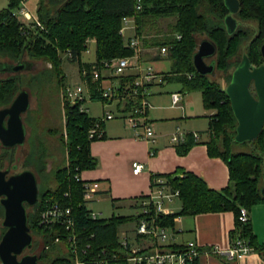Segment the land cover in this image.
I'll return each instance as SVG.
<instances>
[{"label": "trees", "instance_id": "obj_1", "mask_svg": "<svg viewBox=\"0 0 264 264\" xmlns=\"http://www.w3.org/2000/svg\"><path fill=\"white\" fill-rule=\"evenodd\" d=\"M22 1L8 0L7 8L0 12V57L18 62L27 56L49 64L46 71L30 76L31 85L38 81H53L59 90L65 81L61 55H72V59H69L72 63L78 60L79 72H91L94 64L80 62L89 41L95 44L96 63L134 55L119 34L125 17L133 16L135 33L140 37L144 49L151 46L167 48V56L164 58L171 61V71L163 75V82L158 85L176 83L181 86L184 94L200 93L204 109L212 111L209 116L210 138L206 144L208 155L220 158L226 164L229 182L224 189L217 191L207 187L200 177L180 169L161 176L179 191L180 209L171 215H158L157 224L173 228V218L177 216L231 212L234 215V228L229 232L230 244L236 240L245 241L253 252L264 256V245L256 244L249 221H238L241 209L248 212L252 207L264 204V185L261 184L264 178V127L260 136L250 142L254 152H234L237 122L225 89L221 88L213 76L199 75L193 66L198 39H207L216 46L217 53L213 59L215 74L222 73L226 85L243 55H247L251 65L264 66V57L260 51L264 45V0H238L240 10L234 15L238 26L232 36L227 34L224 25V18L228 14L224 0H141V10L137 13L134 11L136 0H38L36 15L41 28L33 21L25 25L15 15V10L22 7ZM162 20H171L166 34L158 31ZM150 31H155V36L149 35ZM152 57H148L149 61L161 59L157 52ZM117 79L121 85L128 86L135 80V74ZM22 83L19 76L0 78V107L10 104ZM88 86L90 100L103 101L99 84H92L88 78ZM130 105L127 102L124 110L128 111ZM64 113L65 140L63 137L61 142L66 151V162L53 172L54 189H43L37 203L26 209L30 234L41 238L42 242L37 253L38 262L46 257L47 252L55 249L57 244L53 245L52 241L59 233L56 230L45 232L38 225L39 211L46 199L51 204L59 203L72 209L77 233L93 253L99 254L105 250L109 254L121 255L124 252L118 243V228L127 223H136L138 217L112 216L105 220H92L89 217L90 211L82 198V182L75 181L74 177L97 166L96 158L91 157L89 152L91 142L97 140L88 139V132L96 119L79 112L78 106L65 109ZM186 150L187 147L181 153ZM42 152V148L37 151L31 148L24 159V166L43 173L46 166ZM8 158L7 152L0 155L1 161ZM145 196L132 200L134 206ZM1 219L3 209L0 205ZM0 230L2 234L5 231L2 227ZM35 244L36 241H33L31 251L36 249L38 243ZM45 246L49 248L46 250ZM170 248L177 250L179 247L172 245ZM69 256L58 253L48 264H71ZM185 264H198V259Z\"/></svg>", "mask_w": 264, "mask_h": 264}, {"label": "built area", "instance_id": "obj_2", "mask_svg": "<svg viewBox=\"0 0 264 264\" xmlns=\"http://www.w3.org/2000/svg\"><path fill=\"white\" fill-rule=\"evenodd\" d=\"M24 2L25 0L20 3L22 7L17 10L15 15L24 20L35 22L41 28L37 19L33 20V17L29 16L28 11L23 6ZM140 3L141 0H136L135 13L141 10ZM135 29L133 16L123 18L119 34L125 40L127 47L133 50L134 55L105 60L100 63L92 62L94 65L91 72L86 70L78 71L80 73V83L73 86L67 85L61 90V103L63 113L65 109L78 106L79 112L87 114V109L84 105L87 99L90 100L89 78L92 84L93 82L99 84V91L103 99L102 103H117L118 111L122 115V121L134 132L135 138L152 143L156 139V134L152 123L147 117L150 104L146 97V91L151 86L161 84L163 75L156 73L151 67L144 68L145 62L142 61L144 48L141 46L140 37L136 35ZM127 31H132V35L127 36ZM176 38L180 39V36ZM87 43L89 45L93 42L89 41ZM156 50L161 58L167 56L166 47H159ZM89 52L90 49L87 46L82 54ZM66 56L68 59H72V55L66 54ZM75 61V63L79 64L78 60ZM106 72L110 75L112 81L108 77L103 76ZM127 74H135V80L131 85H121L117 78L120 77L121 79ZM169 97L173 107L183 109L181 104L182 94L172 93ZM127 102L131 104V107L128 111H125L124 107ZM114 118L111 112H104L101 119L94 121L88 132V139L100 140L104 135V122L111 121ZM183 134L184 132L181 131L171 133L169 135L171 142L176 144L182 142ZM192 134L196 137V133L192 132ZM151 154H153L152 151ZM144 168L143 164L134 162L132 164L133 175L140 174ZM74 178L75 181L82 182V198L85 205H87L97 195V184L81 180L80 174L75 175ZM178 199L179 191L172 188L164 177H153L149 193L145 198L140 199L134 208L137 210L135 216L138 217L135 223L134 236L143 243L148 242L150 244H144L141 247L137 244V241H130L127 236L118 235V243L124 252L121 255L109 254L105 250H102L99 254L93 253L90 246L85 245L77 233L72 209L59 203L51 204L47 199L44 201L39 211L38 225L45 232L59 231L54 237L52 244L61 246L62 254L70 255L71 264H123L124 262L128 264H185L187 261L199 259L201 256L211 255L237 261L253 252L252 248L242 240H236L225 249L217 246L203 248L194 241L187 242L177 250L171 249L175 236L174 228L160 226L157 224L156 218L158 215L167 216L173 214L174 212L170 207ZM97 216V213L90 211L89 217L92 220H97ZM180 219L181 217L178 216L173 218V224L179 222ZM238 221L241 223L249 221L246 209L240 210ZM48 248L49 246L44 247L46 250Z\"/></svg>", "mask_w": 264, "mask_h": 264}, {"label": "crops", "instance_id": "obj_3", "mask_svg": "<svg viewBox=\"0 0 264 264\" xmlns=\"http://www.w3.org/2000/svg\"><path fill=\"white\" fill-rule=\"evenodd\" d=\"M37 3L38 0H25L23 3L33 20L37 19ZM148 57L144 56L142 61L151 62ZM92 62L94 61L85 63ZM175 93L183 95L181 100L183 109L172 106L169 97L171 93L168 96L169 105L157 107L151 105L148 110V120L156 134V139L152 143L136 139L134 132L123 121L111 120L108 121L111 123H104V137L91 142L89 146L90 155L96 158L97 166L80 174L81 180L97 184V195L93 201L105 198L110 200L112 205L120 204L128 210H135L132 200L149 193L153 176L170 175L178 169L200 177L212 190L219 191L228 185L229 173L226 164L220 158L210 157L207 151L206 144L210 138L209 116L212 115V111L204 109L201 95L200 104L195 108L191 95L185 97V94L190 93L184 94L182 91ZM176 131L184 132L183 141L178 144L172 143L169 137ZM192 132L196 133V137ZM186 147V152L182 154L181 151ZM134 162L145 166L138 175L132 173ZM179 209L180 205L172 210L178 212ZM248 217L256 244L263 246L264 204L252 207L248 211ZM173 228L175 232L174 242L171 244L173 246L181 247L187 242L194 241L203 248L217 246L225 249L230 245L229 232L234 228V215L231 212H220L181 217ZM122 235L127 236L130 241H137L141 247L150 244L136 239L134 230L131 236L127 232H122ZM198 264H264V256L252 252L237 261L213 255L201 256Z\"/></svg>", "mask_w": 264, "mask_h": 264}, {"label": "rangeland", "instance_id": "obj_4", "mask_svg": "<svg viewBox=\"0 0 264 264\" xmlns=\"http://www.w3.org/2000/svg\"><path fill=\"white\" fill-rule=\"evenodd\" d=\"M8 0H0V12L7 8ZM15 14H17V10H15ZM20 21H25L23 18H18ZM171 22V20H162L159 22L158 31L166 34L168 32L167 25ZM24 23V22H23ZM25 25H29V23H25ZM157 31V30H156ZM156 33L155 31H150L149 35H153ZM250 37L252 36V32L250 31ZM127 36L132 35V31L126 32ZM150 36V37H151ZM155 36V35H153ZM204 39H198V44L200 41ZM246 45L245 43H242ZM90 52L87 54H82L80 57V62L84 63L86 61H95V44L91 43L88 45ZM156 47H147L144 49V56L149 58H153L152 56L156 54ZM61 69L64 72L65 81L60 88L56 87L55 82H33V84H29V78L32 74L40 73L46 71L50 66L44 61L41 60H33L29 57L25 56L21 58V60L12 61L7 58L0 57V65L8 66H16V65H26L28 69H23L18 72H11L8 74H0V78H8L11 76H19L20 79L23 80L22 89L30 94V111H28L25 118H28V126L27 131L29 133V139L27 140V144L16 153L15 159L17 158L19 161L18 165L23 162V160L29 155L30 149L35 147V149L39 150L41 147L43 149V154L45 155V166L46 169L43 173L37 171V179L40 184L45 185V189H54L56 186L53 179V172L57 167L62 166L66 162V154L64 150V146H62L61 141H59L60 132L64 130V113L63 107L61 103V90L69 85L73 86L74 84H79L80 73L79 64L72 63L69 61L66 55H61ZM171 61L168 58H161L160 60L145 62L144 68L151 67L156 73L160 75H167L171 71ZM217 75V76H216ZM103 76L108 77L109 80L112 81L110 75L106 72ZM216 76V77H215ZM212 78H215V81L221 86V88H226V82L224 79V75L222 73L215 74ZM26 83V84H25ZM182 88L179 84L176 83H164L163 85L152 86L146 91V97L150 106H167L169 105L168 96L171 93L181 92ZM181 94V93H180ZM191 95L193 106L196 108L200 104V94L198 92H193L190 94H185V97ZM183 98V95H182ZM166 99V100H164ZM84 107L87 109L88 116L101 119L104 112H111V114L115 117L113 121L122 122L121 112L118 111L117 103L112 102L111 104H105L100 101L88 100L86 101ZM188 111L186 110V113ZM148 117V116H147ZM111 122H104L106 124ZM118 123V122H116ZM57 135V137H55ZM40 147V148H39ZM36 150V151H37ZM234 152H242V153H250L254 152L253 146L247 143L236 144L233 146ZM0 151V155H1ZM264 163V157H263ZM2 165V166H1ZM0 166L5 169L6 163L0 160ZM21 168V167H20ZM263 173H264V164H263ZM264 185V178L261 182ZM43 188V187H42ZM128 204V203H127ZM87 209L93 213L98 214V219H110L112 216L122 217V216H133L136 214L137 210H128L127 208L122 207L120 204H111V201L105 198H97L95 201L90 202L86 205ZM179 207V202L175 201L172 205L171 209H177ZM99 213H101L99 215ZM2 219L0 220L1 224ZM1 228V226H0ZM135 228V223H127L121 225L118 230V235L121 236L122 232H127L130 236ZM1 233V230H0ZM2 234V233H1ZM32 235V240L36 241V249H34L32 255H36L39 252V249L42 246L41 238H37ZM32 241V242H33ZM39 245V246H38ZM62 247L56 246L55 249L50 250L46 253V257L38 262V264H48L52 259H54L58 253L61 254ZM66 255V254H64Z\"/></svg>", "mask_w": 264, "mask_h": 264}, {"label": "water", "instance_id": "obj_5", "mask_svg": "<svg viewBox=\"0 0 264 264\" xmlns=\"http://www.w3.org/2000/svg\"><path fill=\"white\" fill-rule=\"evenodd\" d=\"M227 16L224 25L228 35L237 29L238 23L234 15L238 13V0H224ZM264 57V45L261 47ZM216 46L204 39L198 44L193 55V66L201 76H214ZM1 66V65H0ZM24 65H16L9 72H18ZM225 93L230 102L237 126L234 141L237 144L254 142L264 127V66L251 65L247 55H243L231 74ZM29 109V96L21 91L8 108L0 110V142L4 147L12 148L23 145L25 127L21 115ZM8 172L0 171V205L3 209L0 233L1 264H38L39 256L26 255L18 259L24 251L32 247V236L27 225L26 206L37 203V184L30 171L14 175L6 179Z\"/></svg>", "mask_w": 264, "mask_h": 264}, {"label": "flooded vegetation", "instance_id": "obj_6", "mask_svg": "<svg viewBox=\"0 0 264 264\" xmlns=\"http://www.w3.org/2000/svg\"><path fill=\"white\" fill-rule=\"evenodd\" d=\"M12 68V66H10V69ZM24 69H28V67L26 66V65H24ZM9 70V66H8V64L7 65H1L0 66V74H8V73H11V72H9L8 71ZM22 87V85H20V87H19V91L17 92V94L15 95V97H14V99L16 98V96L19 94V92H21L23 89L21 88ZM28 93V92H27ZM28 96H29V109L24 113V114H22L21 116V120H22V123H23V125H24V127H25V141H24V143H23V145H17V146H14V147H12V148H8V147H4L2 144H1V142H0V151L3 153V152H7V153H9V158H8V160H6V161H4L5 163H6V167H5V169H3L1 166H0V171H2V172H8L7 173V175H6V179H8L9 177H11V176H14V175H17V174H20V173H23L24 171H30V172H32L33 173V175L35 176V179H36V184H37V190H38V196H37V201H38V197H39V194H40V192L43 190V189H45V183L44 184H40V182L38 181V179H37V175H36V173H37V171H34L33 169H31V168H29V167H25L24 166V160H23V162L22 163H20V165H18V159L16 158L15 159V156H16V153L19 151V150H21L22 148H24V146L27 144V140L29 139V133H28V131H27V126H28V124H27V122H28V118H25L26 117V115H27V113H28V111H30V94L28 93ZM13 99V100H14ZM13 100L10 102V104L9 105H7V106H3V107H0V110H2V109H5V108H8L10 105H11V103L13 102ZM64 124H65V116H64ZM64 130H65V126H64ZM64 130L62 131V132H60V135H59V141H61V139H63V137H64V140H65V132H64ZM55 137H57V135L55 136ZM61 144H62V142H61ZM35 148V147H34ZM40 148V147H39ZM42 148V147H41ZM40 148V149H41ZM37 150V149H36ZM1 153V154H2ZM3 162V161H2ZM21 167V168H20ZM43 187V188H42ZM47 189V188H46ZM29 207V206H28ZM26 209H27V206H26ZM0 226H1V224H0ZM2 227V226H1ZM3 228V227H2ZM30 251V252H29ZM34 251V250H33ZM33 251H31V249L30 250H26V251H24L20 256H18V259H20L21 257H23V256H26V255H32V253H33Z\"/></svg>", "mask_w": 264, "mask_h": 264}]
</instances>
